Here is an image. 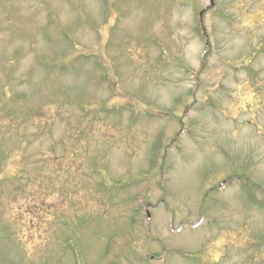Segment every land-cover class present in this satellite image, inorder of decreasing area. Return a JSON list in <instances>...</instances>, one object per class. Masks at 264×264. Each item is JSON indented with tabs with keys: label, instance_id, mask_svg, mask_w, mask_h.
<instances>
[{
	"label": "rangeland",
	"instance_id": "1",
	"mask_svg": "<svg viewBox=\"0 0 264 264\" xmlns=\"http://www.w3.org/2000/svg\"><path fill=\"white\" fill-rule=\"evenodd\" d=\"M211 2L0 0V264H264V0Z\"/></svg>",
	"mask_w": 264,
	"mask_h": 264
}]
</instances>
